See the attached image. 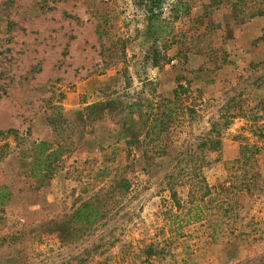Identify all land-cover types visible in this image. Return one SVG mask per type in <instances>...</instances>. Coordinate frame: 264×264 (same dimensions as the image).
<instances>
[{
    "label": "rangeland",
    "instance_id": "rangeland-1",
    "mask_svg": "<svg viewBox=\"0 0 264 264\" xmlns=\"http://www.w3.org/2000/svg\"><path fill=\"white\" fill-rule=\"evenodd\" d=\"M160 1L155 41L152 0H0V264H264V0ZM211 130L222 149L181 163L177 210L168 176ZM39 141L66 153L35 181ZM195 164L212 188L198 221ZM88 201L104 217L75 224Z\"/></svg>",
    "mask_w": 264,
    "mask_h": 264
},
{
    "label": "trees",
    "instance_id": "trees-1",
    "mask_svg": "<svg viewBox=\"0 0 264 264\" xmlns=\"http://www.w3.org/2000/svg\"><path fill=\"white\" fill-rule=\"evenodd\" d=\"M163 4L160 0H152V6L149 9V17H148V32L149 38L157 41L158 39H164L168 35V28L164 24H162L161 19V10ZM162 61V56L156 52L154 57L152 58V64L154 67L159 66ZM179 94L177 91L174 92V99L178 98ZM165 107L168 109V115H171L170 105H173V102L167 101ZM101 107V104L92 105V110H98ZM135 106H131L130 110L132 111ZM101 119V118H100ZM95 120V118L93 119ZM157 126H152L151 130H156ZM215 131L211 130L210 133L205 137L202 141L200 147H197L195 150H190L186 148L181 150L178 154V162L175 167L172 168L169 177V185H170V193L171 199L177 208V210H181L182 204L179 199V191L177 188L184 187L186 184L184 182H175L177 178L182 174L184 168L181 167V163L186 159H191L190 162H196L200 160V162H205L204 156L208 153L220 152L222 149L221 140L218 137H212ZM15 133L13 130H9L7 134ZM218 135V133H216ZM149 134L146 133L145 136ZM66 150L59 144L50 143L47 141H39L32 144L31 149V162L29 164V171L27 173L28 177L35 181H42L45 179H49L53 173L56 171L60 161L64 157ZM161 155H165L166 152L159 153ZM260 154V149L256 147V145L246 144L242 147L240 152V157L235 161L236 164H242V166H246V164L250 162L255 163L256 157ZM189 162V161H188ZM204 164V163H202ZM251 164V163H250ZM249 164V165H250ZM248 165V166H249ZM254 168V167H253ZM195 178V181L189 182L190 190L188 192V208L186 215H189L190 218L198 221L202 218V204L205 203L207 199L212 196V188L206 182L205 177L202 173L201 165H194L190 167L188 170ZM248 174V172L246 173ZM252 174V173H251ZM259 173L255 172L253 169L252 177L256 179L259 177ZM255 181V180H254ZM187 183V182H186ZM12 197V193L10 189L6 186H0V207L6 206ZM182 214V212H181ZM179 214L175 215L178 217ZM184 216V215H183ZM104 217L103 212L93 201H88L83 203L72 215V222L77 225L91 226L98 220Z\"/></svg>",
    "mask_w": 264,
    "mask_h": 264
}]
</instances>
